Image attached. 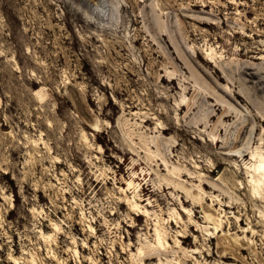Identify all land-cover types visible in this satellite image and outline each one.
Masks as SVG:
<instances>
[{
    "label": "rangeland",
    "instance_id": "rangeland-1",
    "mask_svg": "<svg viewBox=\"0 0 264 264\" xmlns=\"http://www.w3.org/2000/svg\"><path fill=\"white\" fill-rule=\"evenodd\" d=\"M261 164L264 0H0V264H264Z\"/></svg>",
    "mask_w": 264,
    "mask_h": 264
},
{
    "label": "bare ground",
    "instance_id": "bare-ground-1",
    "mask_svg": "<svg viewBox=\"0 0 264 264\" xmlns=\"http://www.w3.org/2000/svg\"><path fill=\"white\" fill-rule=\"evenodd\" d=\"M263 164H261L259 167H257L256 168V171L258 172V174L260 175V176H264V172H263Z\"/></svg>",
    "mask_w": 264,
    "mask_h": 264
}]
</instances>
